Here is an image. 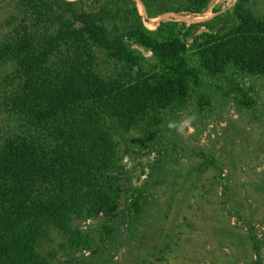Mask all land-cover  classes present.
I'll list each match as a JSON object with an SVG mask.
<instances>
[{"label":"trees","instance_id":"obj_1","mask_svg":"<svg viewBox=\"0 0 264 264\" xmlns=\"http://www.w3.org/2000/svg\"><path fill=\"white\" fill-rule=\"evenodd\" d=\"M140 2L154 18L201 14L211 0ZM246 2L233 5V26L213 32L219 14L196 24L209 29L195 45L205 74L228 64L264 74V18H254ZM182 27L160 22L147 30L133 0H0V29H7L0 69L13 68L0 82V264H44L37 239L80 205L106 220L115 216L122 191L107 121L127 130L186 99L197 75L185 59L190 33ZM139 48L158 68H142ZM100 57L121 65L118 72L98 71ZM203 160L219 168L212 155ZM252 241L260 264L262 243Z\"/></svg>","mask_w":264,"mask_h":264},{"label":"rangeland","instance_id":"obj_2","mask_svg":"<svg viewBox=\"0 0 264 264\" xmlns=\"http://www.w3.org/2000/svg\"><path fill=\"white\" fill-rule=\"evenodd\" d=\"M133 1L149 31L160 22L185 25V59L197 81L182 103L151 111L130 129L107 121L112 175L122 191L115 216L106 220L80 205L50 221L36 249L44 264H254L255 235L264 264V74L233 64L205 74L195 50L199 35L209 31L196 24L218 14L222 20L213 32L237 24L230 13L237 0H211L201 14L154 18ZM245 6L254 18H264V0ZM6 31L0 29V38ZM139 51L145 71L158 68L149 50ZM120 67L104 57L98 62L105 76ZM12 69H0V82ZM206 154L217 170L204 164Z\"/></svg>","mask_w":264,"mask_h":264}]
</instances>
